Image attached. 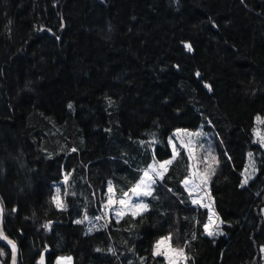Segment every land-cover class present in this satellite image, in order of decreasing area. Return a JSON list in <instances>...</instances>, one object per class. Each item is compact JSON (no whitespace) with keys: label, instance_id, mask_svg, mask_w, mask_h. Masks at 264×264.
Instances as JSON below:
<instances>
[{"label":"trees","instance_id":"obj_1","mask_svg":"<svg viewBox=\"0 0 264 264\" xmlns=\"http://www.w3.org/2000/svg\"><path fill=\"white\" fill-rule=\"evenodd\" d=\"M257 117L264 0H0V198L19 264L42 255L44 264L60 255L72 264H168L152 248L169 233L187 264H264ZM177 130L216 143L208 193L220 234L205 233L209 208L191 203L183 186L185 149L147 212L87 230L84 218L98 215L108 182L128 191L153 157L171 158ZM250 153L256 173L241 187ZM57 187L65 210L52 200ZM49 221L50 231L42 227Z\"/></svg>","mask_w":264,"mask_h":264},{"label":"snow or ice","instance_id":"obj_2","mask_svg":"<svg viewBox=\"0 0 264 264\" xmlns=\"http://www.w3.org/2000/svg\"><path fill=\"white\" fill-rule=\"evenodd\" d=\"M11 24V21H9V25ZM186 47L189 51H191V44H186ZM199 75V73H197ZM210 89V85L208 86ZM72 105H69V108H71ZM260 117H257V120H260ZM178 132L184 131V130H177ZM202 133H188L189 140L191 141V138L194 136L201 135ZM257 137L261 143H264V135L260 134L259 129H257ZM141 143H144L143 141ZM149 147H152L157 143L155 138L153 137L152 140L147 142ZM169 143L171 146V159L164 160V161H157L155 160V157H153V162L148 166L146 170L143 171L140 179L138 182L133 185L132 188L129 189V192L131 193V196H129V192H123L122 198L113 201L111 198H109V204L105 205L106 209L110 207L112 204H119L121 206H126V209L123 214H127V211H131V215L133 216H142L144 212L148 211V204L144 202V197H153L154 193V186L157 184L158 181H162L164 179L165 174L167 173L169 167L173 164V162L177 159L179 156V150L177 148V145L175 143V136L169 138ZM180 146L182 149H186L189 155V159H194L192 156V149L189 147V144L184 143L183 141L180 142ZM73 152L76 151V149H72ZM154 151V149H153ZM249 156L251 157L252 154L250 153ZM209 158H211V163H207ZM199 163L206 164V170L204 172H200L199 170L196 171H190L189 175L182 181L184 186L189 190V194L191 195L192 188L197 189H207L209 185V181L212 175L215 174V165H218L219 161L216 159V157L213 155L211 150H208L206 154L202 157V159L199 161ZM199 165H197L198 169ZM246 175L244 177L243 183L241 184V187H243L245 184L248 183V180L251 178L252 175L255 173V165L254 162L252 164V171L249 172L248 169H245ZM70 174H66L64 177L65 183L68 182ZM198 181V182H197ZM109 183V192L111 193L113 191L111 182ZM169 191H171L169 189ZM74 195V193H71ZM207 194V193H205ZM65 196L69 195V193L65 192ZM136 198V202H132V198ZM55 206L58 209L65 210L66 205L64 204L61 196H60V188H56V195L52 198ZM183 202V201H182ZM191 203L196 205H202L205 208H211V204H202V198H193L191 200ZM15 211V209H13ZM115 216L117 219H119L122 215V212L120 210L115 211ZM216 214L213 212L208 217V222L203 225L204 231L208 236L218 235L220 234L219 224L216 223V221L213 219V217ZM4 216V206H3V200L0 199V224H2ZM87 219V217H85ZM100 219V218H97ZM84 221H77V223H83ZM43 228L46 230H51L52 228V222L49 221L48 223H45L42 225ZM92 228H89V231H92ZM193 239H195V235H193ZM0 240H3L6 242L7 246L10 247V261L11 264H17V255H18V247L15 241L10 240L4 233L3 228L0 227ZM171 240H172V233H169L166 236L160 237L152 248V256L153 257H164L167 259L168 264H180L181 261H184V264H187L188 257L185 254L184 248H173L171 246ZM188 245L185 244V247ZM47 251V249H45ZM99 251V249H98ZM109 251H113V254H115L113 249H109ZM6 254L3 252L2 249H0V257H4ZM72 258L71 257H60L57 261V264H71ZM39 264H44V256L42 255L40 257ZM140 264H144V258H140Z\"/></svg>","mask_w":264,"mask_h":264},{"label":"rangeland","instance_id":"obj_3","mask_svg":"<svg viewBox=\"0 0 264 264\" xmlns=\"http://www.w3.org/2000/svg\"><path fill=\"white\" fill-rule=\"evenodd\" d=\"M257 129H259L261 135H264V118H261L260 120L257 121V127L255 129V134L257 132ZM197 132L198 131H194L193 132L191 130H188V131L184 130V131H180V132L175 131L171 135V137L175 136V143H176L177 148H178L179 151L182 149L181 146H180V142L181 141H183L184 143L189 144V147L192 149V156L194 157V159H190L191 160L190 161V166H189L190 169L188 171L187 176L189 175L190 171L199 170L200 172H204L206 170V164L199 163V161L202 159V157L206 154V152L208 150H211L213 155L218 160V158H217V150H216V147H215L216 143L211 141V135L210 134H207L205 136H202V134H201V135H198L199 137L198 136H194V137L191 138V141L189 140L188 133H197ZM199 133H201V132H199ZM256 137H257V134H256ZM261 144L264 147V143H261ZM169 159H171V158H169ZM157 161H163V160H157ZM152 162L150 164H152ZM211 162H212L211 158H209L207 163H211ZM253 162H255V160H254L253 156H251L250 159H249L248 166L246 168V169H248L249 172L252 171ZM197 165H199L198 169H197ZM215 167H216V165H215ZM256 169L257 168L255 166V173H256ZM255 173H254V175H255ZM211 178H212V176H211ZM211 178H210L209 185H208L210 193H211ZM137 182L138 181H136L133 185H135ZM111 185H112L113 191L111 193L109 192V190H108L109 189V184H108L107 191L104 194L105 198H104V200L101 199L102 202H101L99 210H98V212H99L98 215H95L93 217L86 216L87 219L84 218L85 222H86V229L87 230H89V228L99 229V228L106 227L108 225V222H110L112 220L119 221L122 217H124V216H126L128 214H131L130 210L127 211V214H123L125 209H126V206H121L119 204H112V205H110V207L108 209H106L105 205L109 204V198H111V200H113V201H117V200L122 198V193H118L117 192V190H116L117 188L114 186L113 183H111ZM133 185L131 186V188L133 187ZM155 186H154V189H155ZM183 186H184V184H183ZM184 188L189 193V190L185 186H184ZM124 192H129V190L128 191H124ZM205 193H207V194H205ZM60 196L62 198V191H60ZM95 196L97 197L96 194H95ZM129 196H131L130 192H129ZM191 196H192V199L193 198H202V204H211V208H209V215L214 212L216 215L213 217V219L216 221V223H218V224L220 223V219L218 218V215H217L216 211L214 210L213 198L208 193V188L207 189H197V188L193 187L192 191H191ZM143 199H144V202L148 204V210H149L150 206H149V203H148V197H144ZM62 200H63V198H62ZM63 202H64V200H63ZM132 202L133 203L136 202V198L135 197L132 198ZM116 210H120L122 212V215H121V217L119 219H117L115 214H114ZM209 215H208V217H209ZM263 215H264V208H263ZM97 218H100V219H97ZM172 237H173V233H172ZM171 246L173 248H180V247L173 246L172 243H171ZM185 254H186V252H185ZM60 257H70V256H68V255H60L57 258L55 264H57V261L59 260ZM72 262H73V260L71 261V264H72ZM187 263H188V260H187ZM0 264H3L1 262V260H0ZM180 264H184V261H181Z\"/></svg>","mask_w":264,"mask_h":264},{"label":"water","instance_id":"obj_4","mask_svg":"<svg viewBox=\"0 0 264 264\" xmlns=\"http://www.w3.org/2000/svg\"><path fill=\"white\" fill-rule=\"evenodd\" d=\"M0 199H1V198H0ZM3 206H4V205H3ZM0 227L3 228V231H4L5 235H6L10 240H13V241L16 242L17 247H18L17 264H19V260H20V257H21V249H20L19 243H18L13 237L9 236V235L6 233V231H5V208H4L3 221H2V224H0ZM0 243L8 249V251H9V255H10V247L7 246L6 242L3 241V240H0ZM9 261H10V260H9ZM10 264H11V261H10Z\"/></svg>","mask_w":264,"mask_h":264}]
</instances>
